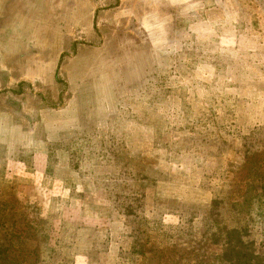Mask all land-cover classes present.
Segmentation results:
<instances>
[{"label":"rangeland","instance_id":"rangeland-1","mask_svg":"<svg viewBox=\"0 0 264 264\" xmlns=\"http://www.w3.org/2000/svg\"><path fill=\"white\" fill-rule=\"evenodd\" d=\"M232 226L264 250V0H0V264H216Z\"/></svg>","mask_w":264,"mask_h":264},{"label":"trees","instance_id":"trees-1","mask_svg":"<svg viewBox=\"0 0 264 264\" xmlns=\"http://www.w3.org/2000/svg\"><path fill=\"white\" fill-rule=\"evenodd\" d=\"M54 143L52 146H56L59 144ZM88 149H90V146H87ZM99 151H95V155L93 157V161L97 160L99 157ZM75 154V153H74ZM75 163V162H74ZM104 190L111 195V200L109 197V208L117 213H119L121 216L126 219V217H129L128 220L131 223L130 232L128 233L129 236H132L133 238V249L131 252H140L138 247L136 246V236L139 234L138 229V213L137 209L139 206L143 204L141 201L142 194L139 191L132 190L126 188L123 184H112L108 186L103 187ZM252 183L246 184V193L245 197L243 199V203L249 204L247 202L250 198H257L258 199V193L252 192ZM259 191L262 190V186L258 187ZM214 200L211 202L212 205H214ZM241 202V201H240ZM240 202L233 203V207H241ZM142 203V204H141ZM213 207V206H211ZM101 208H104V206H101ZM239 228L236 226H232L230 228H227L225 231L221 232L222 243H220L221 251L218 254L219 257L216 259V264H264V250L261 248L256 249L255 247L249 248L246 247V244L251 241L244 240L241 236H239ZM231 235L232 237L236 236L235 239H233V242L231 241ZM238 235V236H237ZM244 248V249H243ZM5 250L6 248L4 246H0V258H5Z\"/></svg>","mask_w":264,"mask_h":264},{"label":"crops","instance_id":"crops-1","mask_svg":"<svg viewBox=\"0 0 264 264\" xmlns=\"http://www.w3.org/2000/svg\"><path fill=\"white\" fill-rule=\"evenodd\" d=\"M98 83H99L98 86L100 90L102 91L101 93L102 97L104 98V101L106 102L105 105L110 107V110L113 113L119 104L117 105V100L115 99L113 88L110 85L111 83L110 81L107 82L104 79L99 80ZM95 88H98V87L95 86Z\"/></svg>","mask_w":264,"mask_h":264}]
</instances>
